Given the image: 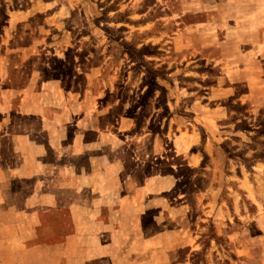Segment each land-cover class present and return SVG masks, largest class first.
I'll return each mask as SVG.
<instances>
[{"label":"rangeland","instance_id":"rangeland-1","mask_svg":"<svg viewBox=\"0 0 264 264\" xmlns=\"http://www.w3.org/2000/svg\"><path fill=\"white\" fill-rule=\"evenodd\" d=\"M260 2L0 0V126L25 134L9 104L26 74L56 92L61 78L98 66L111 135L144 138L143 162L127 155L128 183L152 168L159 194L136 226L123 224L127 239L112 242L119 264H264Z\"/></svg>","mask_w":264,"mask_h":264},{"label":"crops","instance_id":"crops-1","mask_svg":"<svg viewBox=\"0 0 264 264\" xmlns=\"http://www.w3.org/2000/svg\"><path fill=\"white\" fill-rule=\"evenodd\" d=\"M97 67L61 78L56 92L47 91L46 77L26 74L17 104H9L26 119V132L0 126V264H103L107 257L119 264L121 250L109 251L127 239L123 224L129 218L136 226L153 198L157 203L156 170L128 183L127 155L142 163L144 138L128 143L111 135V104L96 86ZM150 139L152 160L159 144ZM191 156L188 165L198 166ZM102 239L109 243H96Z\"/></svg>","mask_w":264,"mask_h":264}]
</instances>
